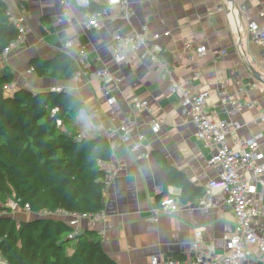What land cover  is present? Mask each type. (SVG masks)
Segmentation results:
<instances>
[{
  "label": "crops",
  "instance_id": "1",
  "mask_svg": "<svg viewBox=\"0 0 264 264\" xmlns=\"http://www.w3.org/2000/svg\"><path fill=\"white\" fill-rule=\"evenodd\" d=\"M2 1L10 15L24 16L30 32L24 46L2 58L0 74L6 68L13 73L11 88L35 93L64 89L73 94L86 106L76 118L81 134L101 135L111 147L110 164L116 173L105 186L103 216L81 220L80 235L95 231L102 249L116 264H150L152 256L186 259L196 232L203 244L213 246L216 257L225 254L227 237L236 230L225 194L214 193L211 207L196 202L207 182L221 172L219 165L210 163L213 146L199 140L195 127L180 113V97L170 90L165 72L157 71L155 64L142 58L137 50L128 51L124 62L113 60L112 33H129L142 23L151 32L169 31L159 42L166 47L168 60L178 67L175 78L191 80L196 92L209 91L204 111L215 119L235 123L239 137H255L258 151L264 155V47L251 43L247 32L251 20L264 27V16L259 15L264 12V0H128L132 11L128 18L123 17L118 5H113L91 30L82 26L83 11L71 0ZM91 3L102 5L104 0ZM42 18L48 20L49 29L42 25ZM70 38L86 44L88 67H107L121 81L103 84L74 77L58 80L38 77L30 70L31 59H50L57 51L66 52L64 44ZM198 45L226 49L227 53L214 62L209 55L195 54ZM66 53L77 69L75 51ZM194 71L199 72L198 77H192ZM220 91L226 102L221 101ZM134 98L147 101L148 109L132 111L130 101ZM129 122L134 124L129 128L131 141L140 133L144 135L137 151H130L117 133L119 125ZM153 122L158 123L157 130ZM158 157L172 167L171 175L178 171L201 193L183 203L180 187L166 185L169 175ZM245 175L256 185L252 197L260 206L253 224L264 233V185L250 171ZM165 194L178 197L180 205L173 214L156 213ZM22 211L18 219H28L30 212ZM251 250V257L243 264H264V255Z\"/></svg>",
  "mask_w": 264,
  "mask_h": 264
},
{
  "label": "trees",
  "instance_id": "2",
  "mask_svg": "<svg viewBox=\"0 0 264 264\" xmlns=\"http://www.w3.org/2000/svg\"><path fill=\"white\" fill-rule=\"evenodd\" d=\"M104 7L91 3L87 11ZM9 18L0 0V54L17 36ZM42 25L47 26L48 20L42 18ZM30 65L36 76L58 80H70L76 71L65 51L50 59L33 58ZM13 82V73L4 69L0 74V264H116L95 231L68 240V222L43 213L96 214L104 209L107 174L99 162H110L108 140L81 134L76 118L86 106L73 94L64 89L35 93L11 88ZM157 161L169 175L166 185L180 187L183 203L201 193L183 174L171 175L173 169L163 157ZM8 200H19L21 209L27 205L30 217L12 216Z\"/></svg>",
  "mask_w": 264,
  "mask_h": 264
},
{
  "label": "built area",
  "instance_id": "3",
  "mask_svg": "<svg viewBox=\"0 0 264 264\" xmlns=\"http://www.w3.org/2000/svg\"><path fill=\"white\" fill-rule=\"evenodd\" d=\"M71 2L83 11L82 26L86 30L95 29L99 20L106 14L107 7L118 5L121 8L124 18L131 15V7L128 0H104L105 7L98 12H89L91 0H71ZM63 13H66V3L62 5ZM264 16V12L259 13ZM9 21L17 28V36L9 42L0 54V63L9 52L24 46L26 35L30 29L22 15H10ZM69 21V19H68ZM248 38L255 46L264 47V27L258 25L254 20L247 24ZM169 31L162 33L151 32L146 23L134 28L129 33L115 31L112 33L114 42L113 60L116 63L126 61L127 53L130 50H137L142 58H146L155 64L156 70L165 72L170 82V90L180 97V113L187 119L196 130V137L209 143L214 148L210 159L211 164L220 166L221 172L217 178L207 182L203 195L196 200L202 207L214 205L212 195L216 192L225 194V203L231 209L236 230L227 237L226 253L216 257L213 246L203 244L199 232L195 233L190 243V256L186 259L158 258L152 256L150 264H243L251 257L252 248L264 255V233H260L253 224V220L259 214V203L252 195L256 191V185L246 175L250 171L256 181L264 185V155L258 151L256 138L243 139L235 130V123L215 119L204 111L209 91L196 92L192 88L191 80L180 81L175 78L177 65L168 60L167 49L160 44L162 37H167ZM64 49L75 51L77 69L74 79L83 78L86 81L98 80L103 84H118L121 77L114 74L109 68L102 67L91 69L87 65L88 51L86 44L78 38H70L64 44ZM197 56L209 55L214 62L221 61L226 49L207 48L205 45H198L194 48ZM264 67V58L261 60ZM33 71V68H30ZM199 72L194 71L192 77H198ZM8 86L4 85V89ZM59 90V89H57ZM222 102H226L224 92L218 93ZM145 100L134 98L130 101L132 111L148 109ZM264 118V115L262 116ZM133 123H125L117 127V133L121 141L130 151H137L141 148L144 140L142 133L138 134L135 141H131L129 128ZM152 127L157 130L158 123L153 122ZM148 157V154H144ZM99 166L106 172V183L116 173L110 162H99ZM178 197L173 194H165L160 199L156 213L173 214L179 207ZM8 208L19 207V200H8ZM28 206L24 207L27 211ZM44 215H54L65 219L71 227L68 237H76L80 234V222L83 219H98L103 216L102 211L96 214L56 211L43 212Z\"/></svg>",
  "mask_w": 264,
  "mask_h": 264
},
{
  "label": "rangeland",
  "instance_id": "4",
  "mask_svg": "<svg viewBox=\"0 0 264 264\" xmlns=\"http://www.w3.org/2000/svg\"><path fill=\"white\" fill-rule=\"evenodd\" d=\"M10 92H8V94H9ZM11 209V214H12V216H14V217H16V218H19V217H21L22 215H21V213H23L24 211H22V209L20 208V207H14V208H10Z\"/></svg>",
  "mask_w": 264,
  "mask_h": 264
},
{
  "label": "water",
  "instance_id": "5",
  "mask_svg": "<svg viewBox=\"0 0 264 264\" xmlns=\"http://www.w3.org/2000/svg\"><path fill=\"white\" fill-rule=\"evenodd\" d=\"M52 90H54V89H52ZM72 239H74V237H68V240H72Z\"/></svg>",
  "mask_w": 264,
  "mask_h": 264
}]
</instances>
